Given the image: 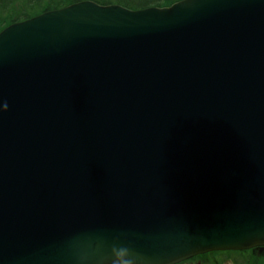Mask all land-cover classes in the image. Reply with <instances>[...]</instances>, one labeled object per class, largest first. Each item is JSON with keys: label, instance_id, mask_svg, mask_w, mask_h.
I'll use <instances>...</instances> for the list:
<instances>
[{"label": "water", "instance_id": "1", "mask_svg": "<svg viewBox=\"0 0 264 264\" xmlns=\"http://www.w3.org/2000/svg\"><path fill=\"white\" fill-rule=\"evenodd\" d=\"M119 249L264 251V0L83 1L0 32V264Z\"/></svg>", "mask_w": 264, "mask_h": 264}, {"label": "trees", "instance_id": "2", "mask_svg": "<svg viewBox=\"0 0 264 264\" xmlns=\"http://www.w3.org/2000/svg\"><path fill=\"white\" fill-rule=\"evenodd\" d=\"M83 1H92L102 6L120 5L136 11L150 7H170L182 0H0V32L12 24ZM181 264H264V252L257 249L211 252Z\"/></svg>", "mask_w": 264, "mask_h": 264}, {"label": "clouds", "instance_id": "3", "mask_svg": "<svg viewBox=\"0 0 264 264\" xmlns=\"http://www.w3.org/2000/svg\"><path fill=\"white\" fill-rule=\"evenodd\" d=\"M7 110V104H3V111ZM112 264H137L135 257L127 249H119L114 253Z\"/></svg>", "mask_w": 264, "mask_h": 264}, {"label": "bare ground", "instance_id": "4", "mask_svg": "<svg viewBox=\"0 0 264 264\" xmlns=\"http://www.w3.org/2000/svg\"><path fill=\"white\" fill-rule=\"evenodd\" d=\"M249 251V250H248ZM226 252V251H225ZM188 261V260H187Z\"/></svg>", "mask_w": 264, "mask_h": 264}]
</instances>
